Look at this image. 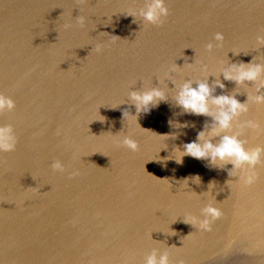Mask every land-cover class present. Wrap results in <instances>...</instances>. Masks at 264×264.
Instances as JSON below:
<instances>
[{"label": "water", "instance_id": "obj_1", "mask_svg": "<svg viewBox=\"0 0 264 264\" xmlns=\"http://www.w3.org/2000/svg\"><path fill=\"white\" fill-rule=\"evenodd\" d=\"M149 3L0 0V93L15 102L0 125L17 136L14 151L0 152V264H144L153 250L171 264H264V164L245 187L230 162H176L201 131V144L228 135L264 148V132L246 126L264 129V102L254 100L264 97V0H164L159 26L140 14ZM249 62L262 67L256 81L224 78ZM186 82L209 85L211 115L177 105ZM151 88L165 99L137 115L128 93ZM219 95L247 111L217 133ZM127 135L138 151L117 144ZM55 160L65 172L53 171ZM209 203L222 211L211 231L185 222Z\"/></svg>", "mask_w": 264, "mask_h": 264}, {"label": "clouds", "instance_id": "obj_2", "mask_svg": "<svg viewBox=\"0 0 264 264\" xmlns=\"http://www.w3.org/2000/svg\"><path fill=\"white\" fill-rule=\"evenodd\" d=\"M85 0H78V3L83 4ZM142 17L149 24L159 26L164 23V19L168 16L169 10L166 7L164 0H151V3L147 5L146 10H142ZM84 17L80 16L76 19V25L83 27ZM65 29L73 27L71 23H65L63 26ZM216 40H223V34L216 32ZM118 38V37H114ZM115 41V39H113ZM257 41L264 44V37L257 36ZM211 48V44L206 46ZM102 46L97 44L95 51L99 53ZM172 70H175L173 67ZM262 67L259 64L252 65L249 62V66H245L243 63L240 65L231 66V70L224 72V78L227 80H235L236 83H242L245 80L256 81ZM234 73V74H233ZM27 75V74H26ZM220 88L224 85L217 81ZM264 87V80H261L257 85V88ZM129 98L135 103L136 114L141 111L148 112V106L155 104L159 100L165 99L164 93L158 88H151L143 92L130 91L128 93ZM211 96V89L207 83H197V86L193 88L191 82L184 83L176 96V103L178 106L184 109L185 112H190L196 115H211L209 109V97ZM257 103L264 102V97L257 95L254 97ZM212 103L218 106L219 111L213 116L218 128L214 129L215 132H219L222 129L230 127V122L234 116L240 112L247 111L246 103H241L234 96L219 95L212 98ZM15 108L14 100L0 93V113L11 112ZM124 118H129L127 111L122 113ZM136 121V116H131ZM101 123L104 122L105 117H100ZM246 126L249 130L259 135L264 132L261 128L260 122L254 119H250L246 122ZM59 134V130H57ZM204 138V133L201 131L197 135L196 141L186 143L183 147L182 156L179 160H176L178 164L182 163V157L185 155L191 156L198 160H207L209 164H215L217 160L227 161L232 163L233 170L229 171V176L237 175L234 170L239 169L237 180H239L245 187H251L258 181V173L255 170L257 165L264 164L261 160V154L264 152V148L260 145H256L245 149L244 142L238 140L235 136L224 135L221 137L218 144H212L211 141H205L203 144L199 143ZM118 145H122L132 152L138 151V143L130 136H124L122 140L117 141ZM17 145V136L14 134L13 126L11 124L0 125V152H12ZM51 168L53 171L65 172V166L60 160H55ZM79 170L75 169L68 173L69 178L78 176ZM151 174V173H150ZM193 181L199 182V176L192 177ZM187 182V179H185ZM32 191H37L35 187L30 188ZM202 217L197 218L195 216H189L185 220L186 223L194 225L197 230L208 232L211 231L212 223L222 216V211L213 206V204H207L202 210ZM248 254H252L249 250ZM144 264H171L169 260L168 252H164L157 259L156 252L153 250L144 261ZM176 264H185L184 260L180 259L176 261Z\"/></svg>", "mask_w": 264, "mask_h": 264}]
</instances>
